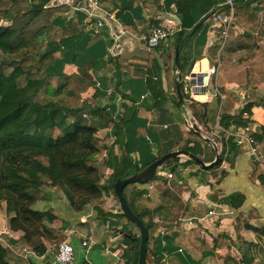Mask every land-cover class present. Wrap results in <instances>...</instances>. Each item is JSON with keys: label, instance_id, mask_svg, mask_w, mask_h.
Instances as JSON below:
<instances>
[{"label": "crops", "instance_id": "obj_1", "mask_svg": "<svg viewBox=\"0 0 264 264\" xmlns=\"http://www.w3.org/2000/svg\"><path fill=\"white\" fill-rule=\"evenodd\" d=\"M157 1L160 7H156L154 0H103L104 7L115 13L117 33L121 35L119 54L115 58L109 54L113 44L109 28L105 26L96 31L85 24V13L80 10L86 6L84 0L49 1L47 6L68 8L55 18L57 23L64 25L75 21L81 26L77 36L58 44L63 61L58 62L54 70H65L72 82L64 93L53 99L54 105L60 108L59 124L67 126L82 121L92 125L97 128L98 145L111 147L120 131L121 116L134 99L138 102V112L128 126V144L131 157L142 170L160 157L186 150L188 146L196 148L193 154L207 166L219 155L220 162L209 168H203L184 155L170 159L157 169L155 178L126 189L128 200L136 191H144L146 199L152 201V221L154 216L160 218L159 224L154 223L153 235L157 243L156 250L151 251L154 262L146 264H261L260 257H255L250 246L262 244L261 240L247 224L258 228L264 225V182L253 178L254 165L249 152L237 146L229 136L224 140L219 130L220 112L232 98L219 87L220 94L216 91L217 78L212 79L211 88L198 97L192 98L184 91L190 74L205 72L216 64L221 54L237 62L248 57L251 49L229 43L219 50L217 58L212 56L211 50L219 34L208 16L221 10L224 0H167L165 5ZM171 4L178 9L186 37L179 44L180 34H175L165 44L150 50L145 44L146 36L155 24L161 23ZM256 6L258 8L259 3ZM90 39L94 41L88 45ZM40 40H47V35L43 33ZM258 43L264 48V34L259 36ZM177 48L179 64L176 63ZM172 51L174 59H171ZM180 76L184 104L176 88ZM185 78L188 79L185 81ZM108 79L112 83L109 88ZM95 85L109 95L103 93L95 98ZM232 91L237 97L234 112L240 114L243 106L251 104L248 111L253 116V131L261 134L264 131V84L255 89L233 87ZM194 100L206 102L207 113L201 104L193 107ZM186 120L196 122L194 126L200 135L197 146L183 138V133L190 130ZM138 127H144V135L137 134ZM55 132L61 133L58 128ZM169 173L173 174L170 179ZM220 175L223 176L218 182ZM43 191L34 207L39 210L54 208L67 226L60 231L54 244L45 241L47 249L43 254L31 257L29 262L24 259L25 264H54L61 238L68 239L74 246V264H126L128 259L123 256L124 252L140 244L136 225L118 232L99 217L98 199L77 209L58 184L45 186ZM237 193L244 195L239 208L222 201ZM104 199L111 211L121 210L113 192L104 195ZM211 210L216 213L211 215ZM6 216L4 225L9 227L7 213ZM7 235L12 242L4 235L0 236V241L12 252L22 245L32 247L20 230ZM85 237L95 241L88 252L81 246Z\"/></svg>", "mask_w": 264, "mask_h": 264}, {"label": "trees", "instance_id": "obj_2", "mask_svg": "<svg viewBox=\"0 0 264 264\" xmlns=\"http://www.w3.org/2000/svg\"><path fill=\"white\" fill-rule=\"evenodd\" d=\"M49 1L0 0V203L6 205L11 230L22 231L24 240L38 254L46 251L45 241L54 244L60 231L67 226L54 208L39 210L34 207L44 194V185L58 184L77 209L98 199L99 217L120 232L130 230L129 227L135 226V223L122 210L116 213L111 211L104 195L113 192L116 197L115 184L143 169L131 157L128 144V126L138 112L136 100L133 99L132 105L121 116L120 131L111 147L98 145L95 137L97 128L92 125L82 121L67 126L59 124L60 108L54 105L53 99L64 93L72 82L65 70H54L58 62L63 61L58 44L77 36L81 26L75 21L64 25L57 23L55 18L68 8L47 6ZM154 2L158 7V1ZM256 3H259L258 8ZM221 10L226 12L227 8L223 6ZM43 33L47 35L45 41L40 40ZM177 34H180V44L186 34L183 30ZM262 34L264 0H236L228 36L225 40L219 33L211 50L212 56L217 58L219 50L229 43L251 49L248 57L237 62L224 54L219 56L217 86L232 98V102L225 105L219 115V124L224 128L232 124L242 126L247 122L241 114L234 112L237 97L232 88L255 89L264 84V48L258 43ZM93 41L90 39L87 44ZM172 57L174 59V51ZM106 85L108 88L112 86L110 79ZM95 90V98L107 94L97 85ZM197 104L203 105L204 113H207L206 102H191L193 107ZM250 108L251 104L245 106L249 111ZM56 128L61 133H56ZM137 134L144 135V127H138ZM220 135L224 140L227 138L224 132ZM254 135L264 151V131ZM183 138L197 146L200 139L198 128L194 126L183 133ZM186 150L196 153L195 147L188 146ZM222 176L218 177V182ZM253 178L264 182L263 167L254 165ZM135 185L128 184L124 188V195L132 211L148 228L146 263L154 262L151 251L156 250L157 243L153 235L152 201L146 199L144 191H136L128 200L125 191ZM222 201L239 208L244 202V195L232 194ZM118 227L121 228L118 230ZM247 228L261 240L262 244L250 246L255 257H260L261 264H264V225L258 228L247 224ZM4 238L13 241L7 234H4ZM139 250V244H134L124 252L123 256L128 259L126 264L138 263ZM0 264H25V260L0 241Z\"/></svg>", "mask_w": 264, "mask_h": 264}, {"label": "built area", "instance_id": "obj_3", "mask_svg": "<svg viewBox=\"0 0 264 264\" xmlns=\"http://www.w3.org/2000/svg\"><path fill=\"white\" fill-rule=\"evenodd\" d=\"M86 6L80 8L81 11L85 13V24L91 25L97 31L101 27L107 26L113 38V44L109 49V54L111 58H115L119 54L120 47V38L121 35L117 33V18L114 12L107 10L104 7L103 0H84ZM167 0H161L162 4L165 5ZM236 0H224L223 6L227 8V11L216 10L211 14V19L216 26L215 31L219 34L222 33L225 40L228 36L229 30L233 23L234 10H235ZM178 9L174 4H171V9L167 10L164 14V17L161 23H158L154 26L149 34L146 36V47L148 49L158 48L161 45L165 44L169 38L178 32L183 30L182 22L178 16ZM220 68V58H218L215 65L210 66L203 73V81L200 87L206 88V91L211 88V80L217 78ZM99 85V84H98ZM215 89L220 94V90L215 82ZM194 93L191 94L192 98L198 97ZM246 106V105H245ZM243 106L240 110V114L247 120L246 124L242 126L232 125L229 128H224L219 125V130L224 132L234 140L237 146L245 148L251 157L253 165H259L264 169V151L261 147L260 141L255 137L253 131V116L252 114L245 109ZM86 115L84 114V117ZM189 129H192L196 122L193 120H186ZM173 174L169 173L168 178H172ZM216 212L214 210L210 211V214L213 215ZM153 223L159 224L160 218L158 216L153 217ZM10 227H5L3 233H11ZM95 241L92 237H85L81 241V246L86 252H88ZM22 256L27 262L31 260V257H37L39 254L30 246L22 245L18 248L17 252ZM75 248L68 239L61 240L57 245V251L54 255V264H74L75 260Z\"/></svg>", "mask_w": 264, "mask_h": 264}, {"label": "water", "instance_id": "obj_4", "mask_svg": "<svg viewBox=\"0 0 264 264\" xmlns=\"http://www.w3.org/2000/svg\"><path fill=\"white\" fill-rule=\"evenodd\" d=\"M176 63L179 64V48L176 50ZM203 73H191L189 77L188 84L184 86V91L191 95L192 93L196 95L205 94L206 88L200 87L203 81ZM176 88L178 92V96L180 98V101L182 104H184V97H183V87H182V77L180 76L176 83ZM217 150V148H216ZM219 154V153H218ZM187 156L190 159L194 160L195 162L199 163L203 168H209L214 165H217L220 162V156L218 155V158L215 162H213L211 165L207 166L203 162V160L193 154L192 152H189L187 150H179L174 151L172 153L166 154L159 159H157L154 163H152L150 166H148L145 170H142L140 172L134 173L132 176L122 179L119 182H117L114 186L115 194L118 199L120 208L124 214L131 220V222H134L137 228L140 231V250H139V257H138V263L137 264H146V257L147 253L149 252L148 248V228L146 224L132 211L127 199L124 195V188L131 183H146L152 180L157 175V169L167 162L170 159L179 157V156ZM147 172L146 175L144 173ZM174 183L179 184V182L174 181ZM129 236V235H127ZM154 257H156L155 253H153Z\"/></svg>", "mask_w": 264, "mask_h": 264}, {"label": "rangeland", "instance_id": "obj_5", "mask_svg": "<svg viewBox=\"0 0 264 264\" xmlns=\"http://www.w3.org/2000/svg\"><path fill=\"white\" fill-rule=\"evenodd\" d=\"M186 79H188V78H185L184 80L186 81ZM45 186H50V185H48V184H46V185H44L43 187H45ZM43 203V202H42ZM49 203L47 202L46 203V205H48ZM7 216H6V205H5V203H0V236L2 237L5 233H3V230L5 229V223H6V220H7ZM3 220H5V221H3ZM10 227V226H9ZM61 240H63V238H61L60 240H59V242L61 241ZM20 247V246H19ZM18 247V248H19ZM8 248V247H7ZM18 248H14V253H16V252H18ZM11 252H12V250L10 249V248H8ZM91 261V260H90Z\"/></svg>", "mask_w": 264, "mask_h": 264}]
</instances>
